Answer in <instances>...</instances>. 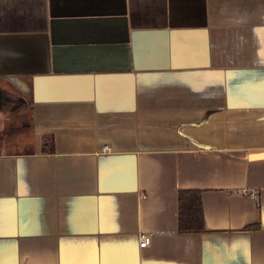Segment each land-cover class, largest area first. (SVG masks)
<instances>
[{
    "label": "crops",
    "instance_id": "1",
    "mask_svg": "<svg viewBox=\"0 0 264 264\" xmlns=\"http://www.w3.org/2000/svg\"><path fill=\"white\" fill-rule=\"evenodd\" d=\"M0 264H264V0H0Z\"/></svg>",
    "mask_w": 264,
    "mask_h": 264
},
{
    "label": "trees",
    "instance_id": "2",
    "mask_svg": "<svg viewBox=\"0 0 264 264\" xmlns=\"http://www.w3.org/2000/svg\"><path fill=\"white\" fill-rule=\"evenodd\" d=\"M179 231L181 233H202L205 231L204 212L199 191L180 192Z\"/></svg>",
    "mask_w": 264,
    "mask_h": 264
},
{
    "label": "built area",
    "instance_id": "3",
    "mask_svg": "<svg viewBox=\"0 0 264 264\" xmlns=\"http://www.w3.org/2000/svg\"><path fill=\"white\" fill-rule=\"evenodd\" d=\"M105 149H107V147H105ZM239 194L249 195L251 197H256L257 196L256 193H254V192L249 193L246 190L241 191ZM149 241H150L149 237L147 235H145V234H142L141 235V243H140V246L142 248L146 247L149 244Z\"/></svg>",
    "mask_w": 264,
    "mask_h": 264
}]
</instances>
